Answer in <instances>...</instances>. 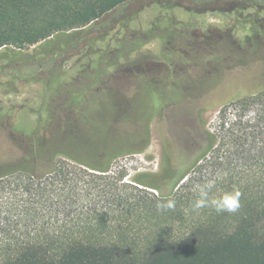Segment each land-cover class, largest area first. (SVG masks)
Listing matches in <instances>:
<instances>
[{
    "label": "trees",
    "instance_id": "16d2710c",
    "mask_svg": "<svg viewBox=\"0 0 264 264\" xmlns=\"http://www.w3.org/2000/svg\"><path fill=\"white\" fill-rule=\"evenodd\" d=\"M145 1L0 0V84L17 92V84L34 81L44 71V91L52 99L67 96L53 103L34 126L19 127L13 113L0 111V264H264L263 76L257 87L232 98L244 106L254 103L253 118L240 114L227 126L222 121L218 141L216 133L204 132V138L191 133L189 143L198 144V149L187 167L210 151L204 166L210 170L186 178L176 191L175 180L187 170L171 171L161 185L137 174L136 182L157 193L131 186L134 192L126 195L121 187L129 185L98 166L90 169L99 174L91 175L102 182L91 179L84 185L88 191L95 188L100 199L90 198L85 206L78 193L83 165L56 159L65 142L56 143L63 122L69 124L72 113L87 122L103 96L94 99L108 85L98 82L103 71L110 66L112 73L119 71L130 51L149 38L163 44L171 36L179 40L174 53L182 64L174 66L166 59L167 70L163 66L155 73L162 70V78L171 72L179 75L184 79L181 87L166 80L155 83L149 80L154 73L134 69L135 82L148 93L160 117L162 106L176 102L192 103L194 121L201 119L206 108L198 107L199 96L216 89L220 81L206 78L238 65L242 53L211 35L208 26L194 33L198 24L190 17H175L176 5L169 0H152L159 15L142 34L131 33L129 25ZM223 1L228 7L222 12L233 14L231 28L248 29V39L254 36L252 51L262 47L264 26L258 21H264V0ZM112 34L116 44L105 43ZM26 45L33 47L23 50ZM81 51L85 63L72 78H64L62 63ZM113 79L127 93L124 82ZM188 85L191 96L178 101L171 96V91L182 94ZM131 219L140 225L131 226Z\"/></svg>",
    "mask_w": 264,
    "mask_h": 264
},
{
    "label": "rangeland",
    "instance_id": "374dc122",
    "mask_svg": "<svg viewBox=\"0 0 264 264\" xmlns=\"http://www.w3.org/2000/svg\"><path fill=\"white\" fill-rule=\"evenodd\" d=\"M169 1L176 5L173 9L175 17L179 19H188L190 17L194 23L198 24L197 29L193 31L194 33L202 32V29L208 26L211 35L224 38L231 49L242 53L235 61L238 65L235 64L236 66L232 69L225 70V73L223 75L221 73L219 77L211 76L206 78V81L219 79V86L208 94L199 96L198 107L206 108L201 114L203 125H198V122L195 121L193 126L197 127L199 135L203 138L204 132L216 133L218 141L221 135L222 121H225V126H227V122L236 120L240 114L253 118L255 111H257V106L254 103L244 106L243 102L234 101L232 98L248 93L262 82L261 77H264V44L262 47L252 51V39L250 38L254 36L248 39L247 36L250 34H248V29L244 31L231 28V25H233V14L222 12L228 7L223 0H209L208 2L200 0L196 3L191 0ZM144 4L141 11L129 25V31H133L131 33L142 34L152 23L153 19L159 15V7L155 2L146 0ZM179 4L182 6H179ZM188 7H191L196 12L191 14ZM252 10L253 8H249L247 11L250 12ZM260 16L264 20V12ZM258 22L259 25L263 24L264 26V21ZM223 27L227 30L224 34L221 30ZM246 28H248L247 25ZM118 29L119 27H116L114 30ZM114 30L111 33H114ZM115 39L116 37L112 34L104 42L114 45L116 44ZM178 44L179 40L175 36L169 37L164 44L155 37L149 38L138 48L130 51V54L119 64L121 65L119 71L112 73L113 66L107 67L103 71L98 82L104 80L108 85L94 99L97 102L103 96L99 100L98 108L89 115L87 122L82 123L78 117L74 116L75 113L69 114L73 118L69 124L65 125L63 122L64 129L62 131L64 132L62 133V138L60 137L61 140L56 143L65 142L61 145L56 159L57 161L66 160L73 164L81 163L83 165H81V183L78 193L81 199L80 203L85 206L90 198L100 199L96 195L95 188L88 191L84 185L85 181L87 182L91 179L100 180V178L91 175V172L99 174V171L90 168L107 167L110 175L120 176V183L124 182L129 185L121 187V192L126 195L134 192L131 186H137L152 193H157V190L153 187L144 186L136 182L135 177L137 174H145L140 176V178L150 184L161 185L167 181L170 171L165 164L161 163L162 148L158 132L159 116L151 115V98L143 87L135 82L134 69L142 74L144 72L154 73L155 77L149 80L155 83L166 80L169 84L173 83L181 87L184 79L179 75L171 72L172 76L167 74L165 78H162L159 76V73H163L162 70L159 73H155L163 66L164 70H167L165 68L166 59H170L172 65L182 64L177 60L178 54L174 53L178 49ZM32 47V45H26L22 49L30 51ZM82 51L62 63V71L65 72L64 78H72L81 65L85 63L87 57L82 54ZM114 77L120 82H124L127 93L120 90L123 87L115 82ZM46 79L47 76L44 71L42 73L38 72L36 80L27 84H17L20 89L17 92H8L6 87L0 84V111L13 113L15 115L14 118L18 119L19 127L36 125L38 119L46 117L47 110L50 109L53 103L57 104L67 97L65 94H58L52 99L51 95L44 91ZM117 87H119L121 92L116 90ZM183 90L180 95L179 91H171V96L178 101L181 96L192 95V89L189 85ZM170 111L173 115L183 113V107L177 106ZM66 116L67 113H63V121L64 119L66 120ZM146 124L149 127L148 141L143 149L134 150L145 139L144 127ZM57 130L61 132V129ZM177 135L178 133L175 131L170 142L176 152L179 145L176 140ZM180 140L182 143H187L188 141L182 137H180ZM211 153L207 151L203 158L198 159L195 166L186 167L185 170L188 172L175 180L173 190L176 191L179 185H182L189 177L197 175L200 170L204 174L207 173L210 168L204 166ZM100 182H102V179ZM129 223L135 228L140 225L139 221L134 219H131Z\"/></svg>",
    "mask_w": 264,
    "mask_h": 264
},
{
    "label": "flooded vegetation",
    "instance_id": "af4514ba",
    "mask_svg": "<svg viewBox=\"0 0 264 264\" xmlns=\"http://www.w3.org/2000/svg\"><path fill=\"white\" fill-rule=\"evenodd\" d=\"M192 103H176L170 102L161 107L163 116H159V111H155V104L151 105V115L159 116L158 132L161 140V163L165 164L169 171L174 173L182 172L188 166L189 160L195 157V151L198 149V144H190L189 136L192 132L197 131V127L193 126L195 121L198 125H202L201 120L198 118L194 121L193 117L197 116L195 106ZM177 106L183 107V113L172 114L171 109ZM168 116V119H167ZM192 118V119H191ZM185 119H187L185 121ZM191 120V123H187ZM187 123V124H186ZM177 131V142L179 143L177 152L173 149L170 142L173 138V133ZM145 139L140 142V145L135 147L134 150L143 149L148 141L149 127L148 124L144 127ZM198 132V131H197ZM180 137L187 139V143H182Z\"/></svg>",
    "mask_w": 264,
    "mask_h": 264
}]
</instances>
